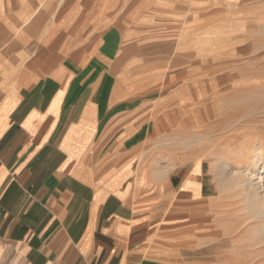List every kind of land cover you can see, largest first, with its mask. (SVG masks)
Segmentation results:
<instances>
[{
    "label": "crops",
    "instance_id": "crops-1",
    "mask_svg": "<svg viewBox=\"0 0 264 264\" xmlns=\"http://www.w3.org/2000/svg\"><path fill=\"white\" fill-rule=\"evenodd\" d=\"M104 4L0 0V264H160L202 233L203 164L159 145Z\"/></svg>",
    "mask_w": 264,
    "mask_h": 264
},
{
    "label": "rangeland",
    "instance_id": "rangeland-1",
    "mask_svg": "<svg viewBox=\"0 0 264 264\" xmlns=\"http://www.w3.org/2000/svg\"><path fill=\"white\" fill-rule=\"evenodd\" d=\"M103 1L114 7L119 44L133 46L134 73H149L167 102L159 145L189 168L203 164L205 207H191L202 233L160 264H264L260 224L237 202L239 173L264 147V0Z\"/></svg>",
    "mask_w": 264,
    "mask_h": 264
},
{
    "label": "bare ground",
    "instance_id": "bare-ground-1",
    "mask_svg": "<svg viewBox=\"0 0 264 264\" xmlns=\"http://www.w3.org/2000/svg\"><path fill=\"white\" fill-rule=\"evenodd\" d=\"M248 150L251 151L252 148L248 145L243 150L244 152ZM260 158L250 162L245 163L243 170L239 173L238 181L241 180V184H244V192L238 196V203L242 204L239 207V211L243 212V219L246 218V215L252 218L256 222H259L260 226V237L264 236V185H262L264 176L259 174L260 162H264V147H261ZM252 157V156H251ZM263 175H264V166H263ZM256 179H260L259 182ZM242 187V186H241ZM263 187V188H262ZM240 193V192H239ZM239 205V204H238ZM253 221V222H254Z\"/></svg>",
    "mask_w": 264,
    "mask_h": 264
}]
</instances>
